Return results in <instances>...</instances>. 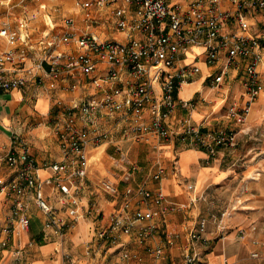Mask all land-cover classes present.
I'll return each instance as SVG.
<instances>
[{
	"label": "built area",
	"instance_id": "2783aa9c",
	"mask_svg": "<svg viewBox=\"0 0 264 264\" xmlns=\"http://www.w3.org/2000/svg\"><path fill=\"white\" fill-rule=\"evenodd\" d=\"M42 7L46 8L45 4ZM259 13L264 14V0H81L74 13L61 15L62 25L45 21L36 41L31 21L37 13L22 16L16 27L0 21V36L9 44L0 51V91L24 89L33 80L51 89L77 92L70 100L57 98L49 113L62 157L48 166L62 192L61 200H76V190L87 184L88 147L114 142L111 129L103 127L104 121L114 120L124 139L140 141L153 135L204 148L210 156L220 147L237 146L238 129L197 124L190 112L201 102L213 101L204 95L208 88L214 89L215 95L222 90L221 96L226 97L228 83L233 80L243 89L240 97L245 99L230 102L222 117L233 124L246 120L262 89L264 36L251 30V18ZM202 63L206 71L199 88L190 97H183L182 88L202 76ZM115 146L120 153L126 198L106 224L95 228L88 248L116 246L129 264H149L125 247L120 233L134 236L146 251L161 257L174 239L166 230V215L187 205L169 202L161 186H147L148 179L164 176L166 167L160 162L149 178L134 185L140 165L118 142ZM4 160L11 178L0 190L11 189L14 201L0 247L8 244L13 221L21 230L29 227V195L45 214L46 235H62L83 215L78 206H72L65 217L49 203L38 172L40 165L24 135L14 133ZM187 186L194 188L193 183ZM102 187L113 195L121 191L120 183L103 181ZM134 196L145 205L138 203L131 208ZM205 226L202 218L189 232L192 247L208 244ZM159 230L165 243L156 247L147 244ZM200 256L195 250L188 252L183 264H202Z\"/></svg>",
	"mask_w": 264,
	"mask_h": 264
},
{
	"label": "crops",
	"instance_id": "0c3cea01",
	"mask_svg": "<svg viewBox=\"0 0 264 264\" xmlns=\"http://www.w3.org/2000/svg\"><path fill=\"white\" fill-rule=\"evenodd\" d=\"M64 2L70 4L71 1ZM262 20V13L253 16L251 30L264 36ZM44 25L33 23L34 41ZM114 34L119 35L117 31ZM8 47L6 39L0 36V51ZM193 50L197 49L194 47ZM191 59L189 54L187 60ZM202 68V76L182 88L180 94L183 97H190L199 88L206 71L203 63ZM260 69L264 74V59ZM76 93L51 89L46 83L38 84L33 80L24 89L0 91V186L4 180L8 182L11 178L7 164L1 167V158L10 149L14 133H21L40 165L38 172L44 181L43 192L49 203L65 217H68L72 206H78L83 213L64 229L62 235H46L45 214L29 195L26 197L29 227L21 230L16 221L12 222L14 229L9 242L0 247V264H129L116 246L100 250L95 246L88 248L93 244L95 228L106 224L111 213L126 198V182L121 181V159H116L109 152L112 148L116 149V142L128 150L129 156L134 153L133 159H130L140 165L132 181L134 185L145 177L149 178L160 162L166 167L164 176L160 180L148 179L147 186L151 189L161 186L169 202L187 205L166 215V230L174 239L166 247L164 255L155 256L146 251L144 244H139L134 236L121 232L119 240L125 243V247L149 264H183L185 254L194 250L201 254L202 264H264V133L261 130L264 88L252 104L246 121L234 124L222 115L230 102L241 100V89L236 87L226 97L215 95L212 88L204 91V95L213 101L199 103L190 112L192 120L197 124L208 122L239 130L237 146L220 147L214 156H210L204 148L179 141H165L153 135H147L140 141L124 139L114 120L104 121L103 127L111 129L114 142L104 141L88 147L87 184L76 190V200L70 197L67 199L69 202L64 203L62 192L55 186L52 170L48 166L62 157L49 113L57 98L70 100ZM103 181L120 183V194L105 192ZM188 183H193L194 188L189 189ZM193 197L198 199L192 201ZM13 201L14 192L11 189L0 190V238L5 236L2 229L9 221ZM138 203L145 205L140 197L131 198V208ZM223 211L225 214L222 216ZM219 217L221 220L217 219ZM202 218L206 219L208 244L192 247L188 234ZM163 243L165 236L160 230L147 240L152 247Z\"/></svg>",
	"mask_w": 264,
	"mask_h": 264
},
{
	"label": "rangeland",
	"instance_id": "374dc122",
	"mask_svg": "<svg viewBox=\"0 0 264 264\" xmlns=\"http://www.w3.org/2000/svg\"><path fill=\"white\" fill-rule=\"evenodd\" d=\"M67 1L69 2L71 1L70 4H66L64 0H10V1L0 0V21H6L10 24L11 27H16L18 25L19 19L22 16L24 15L30 16L33 13H37L35 19L31 21L32 24L34 23V24H39L42 26L45 24V21H46L50 25L51 21H54L57 25H62L64 23V19L62 18L61 15L64 13L65 14L74 13L81 0H67ZM42 4L43 5L45 4L46 8L42 7ZM106 27H107V30L108 28L110 29L108 30V32H111V26L107 24ZM263 53H264V49H263ZM263 59H264V55H263ZM261 78H262V88H264V74L262 71H261ZM228 84L230 88L229 90L231 92L236 87H239L236 84V81L234 82L233 80L230 81ZM242 90H241V93H242ZM221 93H222V90H220L219 93H217L218 96H221ZM244 99H245V96L244 97L242 96L241 100H244ZM223 113H225V111ZM261 127H262L261 130L264 133V122L261 123ZM109 152L116 159L120 158V153L115 148L110 149ZM133 155L134 153L132 154V156ZM132 156L130 153V158L133 159ZM1 162H2L1 167H4V165H6L4 156H2Z\"/></svg>",
	"mask_w": 264,
	"mask_h": 264
}]
</instances>
